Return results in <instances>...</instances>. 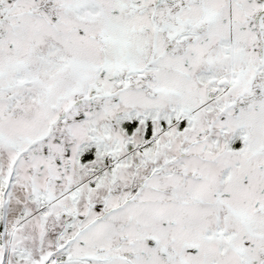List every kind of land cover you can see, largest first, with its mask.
Wrapping results in <instances>:
<instances>
[{
	"label": "snow or ice",
	"instance_id": "6c2138e0",
	"mask_svg": "<svg viewBox=\"0 0 264 264\" xmlns=\"http://www.w3.org/2000/svg\"><path fill=\"white\" fill-rule=\"evenodd\" d=\"M0 264H264V0H0Z\"/></svg>",
	"mask_w": 264,
	"mask_h": 264
}]
</instances>
